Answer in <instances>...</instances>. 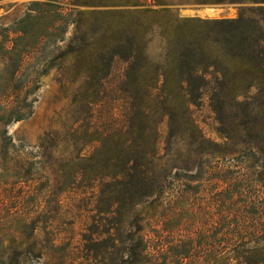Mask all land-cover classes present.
I'll list each match as a JSON object with an SVG mask.
<instances>
[{"label": "trees", "instance_id": "1", "mask_svg": "<svg viewBox=\"0 0 264 264\" xmlns=\"http://www.w3.org/2000/svg\"><path fill=\"white\" fill-rule=\"evenodd\" d=\"M120 1L36 0L12 26L0 27V184L23 190L0 218V264H41L45 256L44 264H156L146 223L173 180L188 179L186 172L214 158L258 168L264 186V0ZM187 6L238 12L182 16ZM155 40L158 62L148 53ZM53 71L61 85H79L73 101L88 116V124L75 121L82 123L70 136L97 148L83 156L79 144L71 159H62L53 154V138L42 143L55 174L43 208L40 193L25 189L40 181L42 163L28 158L9 127L34 115L42 80ZM111 91L126 102L107 100ZM205 103L221 143L205 137L194 118L192 107ZM79 128H86L83 136ZM69 193L87 202L74 198L76 206L95 212L84 239L97 236V244L80 263L70 238L60 237L78 221L64 209ZM238 251L235 258L223 253L222 264H264V255ZM195 252L187 257L197 258Z\"/></svg>", "mask_w": 264, "mask_h": 264}, {"label": "rangeland", "instance_id": "2", "mask_svg": "<svg viewBox=\"0 0 264 264\" xmlns=\"http://www.w3.org/2000/svg\"><path fill=\"white\" fill-rule=\"evenodd\" d=\"M35 1H1L0 27L12 26L25 15ZM118 1L110 0L112 3ZM237 12L234 7L187 6L182 9L181 15L233 18L237 16ZM71 31L72 27L67 38L72 35ZM148 53L152 61H159L161 49L158 40L151 44ZM119 70V73L123 74L122 69ZM42 82L34 115L27 121L11 125L9 132L17 146L25 148V154L29 159L42 163V166L39 165L42 167L38 175L40 181L28 185V188L24 185L22 187H25L26 191L29 190L32 196L40 193L44 208L45 201L51 195L54 186L55 174L48 159L42 154L44 152L41 149L42 143L48 138H53L54 143L57 144L53 148V154L62 159H71L79 150V144L82 145L81 155L89 156L95 151L97 144L83 147V141L79 142L76 136H70L82 123L75 121L79 120L78 118L85 120L88 117L86 113L82 115L81 107L73 101L79 85H61L57 81L55 71L44 77ZM109 93L107 100H116L122 104L126 102L124 95L112 91ZM192 111L205 137L221 143L218 125L209 104L194 106ZM116 113L121 116L120 111ZM105 116L104 110L101 118L98 117L103 119ZM84 123L88 124L89 121L85 120ZM85 130L86 128H79L78 134L83 136ZM167 131V120H165L161 126V149L164 148ZM72 153L75 154L71 156ZM180 172L185 174L181 170ZM258 172V168L211 158L202 169L195 167L186 172L188 179L173 180L164 204L146 223L145 233L150 241V259L156 264H222V261H226L222 259L223 253L226 255L224 259L235 258L239 253L238 250L251 249V256H256L260 260L264 255V186L258 181ZM176 173L177 170L173 174ZM22 191L20 185L13 189L11 185L0 184V218L5 216L20 199L23 195ZM79 195L69 193L63 196L64 209L70 214L68 218L78 216V221L74 232L70 233L67 230L60 235L62 239L70 238L69 247L78 263L84 261L86 249L97 244L95 241L98 238L90 235L88 236L90 241L84 239L95 212L91 211V207L81 205L79 208V205H75L74 198H77V201L81 200ZM81 201L87 203L85 200ZM88 202L90 205L94 204L93 200ZM63 229L66 230V227L63 226L62 231ZM41 236L43 239L46 237L43 232ZM190 251L195 252L197 258L187 257ZM48 261V256H45L41 264ZM94 264L100 263L94 262Z\"/></svg>", "mask_w": 264, "mask_h": 264}]
</instances>
